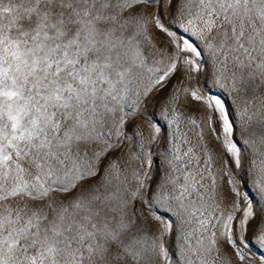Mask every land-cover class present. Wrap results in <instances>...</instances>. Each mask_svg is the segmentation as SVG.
<instances>
[{"label":"snow or ice","instance_id":"snow-or-ice-1","mask_svg":"<svg viewBox=\"0 0 264 264\" xmlns=\"http://www.w3.org/2000/svg\"><path fill=\"white\" fill-rule=\"evenodd\" d=\"M253 247L264 0H0V264H264Z\"/></svg>","mask_w":264,"mask_h":264},{"label":"rangeland","instance_id":"rangeland-1","mask_svg":"<svg viewBox=\"0 0 264 264\" xmlns=\"http://www.w3.org/2000/svg\"><path fill=\"white\" fill-rule=\"evenodd\" d=\"M181 107H182V110L185 111L187 114H190V115L195 114L194 108L184 107V106H181ZM183 126L184 127H190V125L187 123V121H185ZM165 127H166V125H165ZM206 139H207V137H206ZM218 183H219V180H218ZM238 184H240L242 192H247L249 194V198L251 200L259 202V197L257 196L255 190L251 187L250 184H247V183H245L243 181H239V180H238ZM252 252L255 253L256 258H264V257H262V252H264V250H258L255 247H253Z\"/></svg>","mask_w":264,"mask_h":264}]
</instances>
